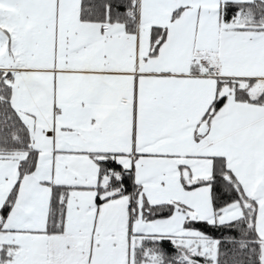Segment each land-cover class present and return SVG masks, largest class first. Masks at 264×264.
I'll list each match as a JSON object with an SVG mask.
<instances>
[{
  "label": "crops",
  "instance_id": "obj_1",
  "mask_svg": "<svg viewBox=\"0 0 264 264\" xmlns=\"http://www.w3.org/2000/svg\"><path fill=\"white\" fill-rule=\"evenodd\" d=\"M81 4L82 0H0V73L11 75L13 107L39 152L35 173L44 158L51 165L53 182L42 184L67 185L55 178V163L61 160L127 155L130 125L178 119L200 125L210 106L199 107L208 100L214 104L222 85L231 88L229 82L240 83L251 95L247 102L237 101L232 111L237 117L230 122L247 131L264 122V106L253 102L264 89V31L225 21L221 4L216 6L214 0H139L137 34L128 36L121 25L103 28L82 22ZM155 28L166 29L167 35L153 55ZM204 62L217 68L214 77L207 76ZM224 109L223 105L215 115L223 118ZM242 148L222 158L247 165L264 162V136L248 137ZM230 170L246 195L239 172ZM0 174L13 177L3 166ZM10 189L3 188L0 211ZM239 204L244 210L246 205ZM9 220L0 215L1 248L15 245L7 236L25 233L10 226ZM98 222L89 229L85 228L89 224L74 222L70 231L77 234H70L67 226L61 236L26 233L51 245L62 240L100 247L97 243L107 237ZM33 257L38 259L36 253L17 248L5 264H38L30 260Z\"/></svg>",
  "mask_w": 264,
  "mask_h": 264
},
{
  "label": "rangeland",
  "instance_id": "obj_2",
  "mask_svg": "<svg viewBox=\"0 0 264 264\" xmlns=\"http://www.w3.org/2000/svg\"><path fill=\"white\" fill-rule=\"evenodd\" d=\"M214 1L216 6L220 3L223 10L227 2H252L253 0ZM217 10H220L219 5ZM239 21L240 17L236 22ZM210 91L213 98L215 87ZM220 93L219 99L225 98L226 115L224 114L223 118L215 115L214 104L211 105L208 100L199 109L206 110L210 106L209 113L212 116H208L207 120L200 125L186 123L179 119L170 122L168 120L140 122L138 126L130 125L128 130L130 144L126 147L127 149H124L128 153L114 157L124 170L134 172L135 181L141 186L144 199L148 204L156 206L178 203L188 208L186 213L176 211L169 218L147 222L142 219L140 211L139 218L132 225V235H130L127 199L109 202L97 208V188L107 186L109 178L101 179L96 157L93 159L67 158L55 163L57 181L67 186L85 188H78L70 195L66 213L68 232L73 229L74 222L89 224L85 227L89 229L93 228L97 220L99 221L97 227L101 230L102 236L107 237V241L97 243L100 247H93L91 243H72L62 240L58 242V245H51L46 244L44 238L38 239L34 235L27 234L26 232L31 231H47L53 184L49 187L42 182L44 180L53 182L50 175L51 165L44 158L38 173L21 178L18 162L13 160L0 164V170L3 166L4 171L13 175L6 178L8 175L0 174V197L5 194L3 188L11 186L7 200L18 186L16 201L8 216L9 225L25 232L7 236L8 241L15 244L11 245L12 250L15 251L18 248L21 252L36 253L38 259L33 257L30 260H36L38 264H77L75 262L77 260L82 264H89V258H91V264H134L133 250L140 242V235L166 236L171 237L178 245L191 247L195 254L208 256L216 264L217 242L203 239L198 232L187 230L185 224L188 218L210 224H226L243 216V209L239 203L230 205L218 216L213 205L211 185L206 182L213 178L215 157L230 154L235 149L242 150L248 137L251 139L260 135L264 136V122L257 129L250 131L241 130L237 124H232L229 118L237 117L232 111L239 104L228 85H222ZM203 125H206V132L201 134ZM38 163L37 167L40 166ZM248 165L227 161L229 169L239 172L246 196L254 199L258 205L256 230L259 237L264 239V162H252ZM185 174L187 177L184 178ZM14 178H16L15 181H13ZM5 179L10 180V183ZM71 233L77 234L75 231H70ZM66 246L69 248H65Z\"/></svg>",
  "mask_w": 264,
  "mask_h": 264
},
{
  "label": "trees",
  "instance_id": "obj_3",
  "mask_svg": "<svg viewBox=\"0 0 264 264\" xmlns=\"http://www.w3.org/2000/svg\"><path fill=\"white\" fill-rule=\"evenodd\" d=\"M139 0H82L81 21L94 23L103 28L121 25L128 36H135L138 30ZM225 21H237L248 30L264 31V0L252 2H227L223 6ZM178 15L175 14V17ZM167 31L155 28L152 31V52L157 53L166 39ZM11 75L0 73V160H14L19 163L20 177L31 176L35 173L39 160V152L32 146L29 129L18 111L13 107ZM233 94L238 102L251 100L248 89L238 82H229ZM253 102L264 106V89L259 98ZM225 104V98L214 103L217 112ZM210 115V113L208 114ZM115 154H99L97 158L100 167L101 179L109 178L108 185L97 188L99 207L119 200L127 199L129 234L132 235V225L139 218L147 222L166 219L174 212L186 213L188 208L178 203L163 205H150L144 199L141 186L135 181L132 170H124L117 163ZM215 171L210 183L212 200L218 216L232 204L242 203L246 207L243 216L226 224H210L206 221L190 220L185 227L187 230L198 232L203 239L217 242L216 264H264V240L256 230L257 208L256 202L248 198L235 178L233 172L227 167L226 159L217 157ZM231 178V182L226 181ZM52 198L50 214L45 234L61 236L65 233L66 213L68 201L77 187L67 185H52ZM18 186L12 191L1 210L2 220L10 215L17 197ZM85 189V188H79ZM248 206V207H247ZM3 229L0 227V234ZM140 242L133 250L134 264H214L208 256L195 254L191 247L178 245L171 237L142 236ZM12 246L5 245L0 251V264L11 259Z\"/></svg>",
  "mask_w": 264,
  "mask_h": 264
},
{
  "label": "built area",
  "instance_id": "obj_4",
  "mask_svg": "<svg viewBox=\"0 0 264 264\" xmlns=\"http://www.w3.org/2000/svg\"><path fill=\"white\" fill-rule=\"evenodd\" d=\"M136 14H138V10H134ZM135 45V40L131 39L129 43V47L132 48ZM203 68L206 70L207 76L208 77H214L217 74V68L216 67H211L207 62H204L202 64Z\"/></svg>",
  "mask_w": 264,
  "mask_h": 264
},
{
  "label": "water",
  "instance_id": "obj_5",
  "mask_svg": "<svg viewBox=\"0 0 264 264\" xmlns=\"http://www.w3.org/2000/svg\"><path fill=\"white\" fill-rule=\"evenodd\" d=\"M200 132H201V134H203V133L206 132V125H203V126H202ZM185 177H187V174L184 175V178H185ZM225 179H226V181L231 182V178H230V177H226Z\"/></svg>",
  "mask_w": 264,
  "mask_h": 264
}]
</instances>
